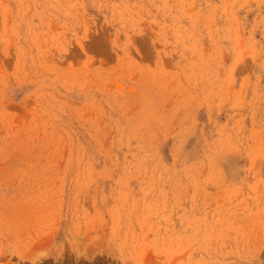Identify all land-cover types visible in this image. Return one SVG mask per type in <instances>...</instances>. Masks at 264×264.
Wrapping results in <instances>:
<instances>
[{
  "label": "rangeland",
  "instance_id": "rangeland-1",
  "mask_svg": "<svg viewBox=\"0 0 264 264\" xmlns=\"http://www.w3.org/2000/svg\"><path fill=\"white\" fill-rule=\"evenodd\" d=\"M0 264H264V0H0Z\"/></svg>",
  "mask_w": 264,
  "mask_h": 264
}]
</instances>
